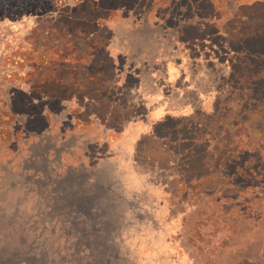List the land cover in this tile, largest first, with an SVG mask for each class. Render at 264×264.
I'll use <instances>...</instances> for the list:
<instances>
[{"label":"rangeland","instance_id":"obj_1","mask_svg":"<svg viewBox=\"0 0 264 264\" xmlns=\"http://www.w3.org/2000/svg\"><path fill=\"white\" fill-rule=\"evenodd\" d=\"M83 1L87 2L53 0L17 11L0 10V103L8 90L30 87L25 76L42 51L55 55L52 49L60 41L54 38L62 33L64 14L71 16L72 25L97 17L100 12L81 6ZM127 2L130 7L102 17L106 34L113 36L114 55L123 58L125 72L139 77L138 93L150 99L152 106L162 95L178 89L192 107L174 110L177 116L227 107L228 134L232 133L225 138L231 140L240 133L247 139L242 159L246 168L235 175L240 190L230 181V186L212 195L196 186L190 192L183 190L176 180L180 172L173 151L168 159L151 158L147 150H139L154 130L148 118L130 117L113 124L98 119L82 129L75 125L78 112L69 108L75 101H67V107L53 112L51 125L39 133L45 144L38 149L51 155L49 171L54 178L28 182L19 162L11 165L9 175L0 173L2 245L36 255L31 256L36 264H77L88 261L91 250L100 263L107 264L110 254L111 264H264V34L245 44H234L228 38L230 43L217 50L201 44L194 59L190 45L178 40L183 22L208 20L191 10L194 0H157L151 13L146 0ZM221 25L210 30L218 28L226 35ZM186 31L188 37L195 29ZM230 46L239 52L233 61ZM247 47L254 57L241 52ZM125 82L121 75L114 85L118 89ZM199 88L203 94L195 92ZM82 156L88 169L72 168L59 178L53 164L63 157L66 164L77 165ZM198 159L194 157L193 162ZM90 176L93 182H88ZM79 200L90 212L81 215L66 207ZM187 226H196L195 234L202 241H215L219 238L215 233L225 231L235 232L234 241L229 244L226 238L228 246L219 243L203 254L189 243ZM80 249L84 251L77 257Z\"/></svg>","mask_w":264,"mask_h":264},{"label":"trees","instance_id":"obj_2","mask_svg":"<svg viewBox=\"0 0 264 264\" xmlns=\"http://www.w3.org/2000/svg\"><path fill=\"white\" fill-rule=\"evenodd\" d=\"M52 1L0 0V10L17 11L36 2L48 3ZM146 1L148 5L146 9L150 8V13L153 12V6L157 0ZM200 1L194 0L191 10L199 17L208 20L206 22L199 20L195 23L183 22L178 29V40L190 45L188 48L193 53H190L192 58L197 57L198 46L201 44L205 48L217 50V46L221 48L225 43H230L228 38L235 42L234 44H245L247 39L263 37L264 1L205 0V3H200ZM83 2H81V6H90L100 12L97 17L92 20H84V23L72 25L71 16L64 14L61 19L63 27H60L62 33L54 38L61 43L52 49L54 52L51 53L55 55H51L48 50L42 51L41 58L34 61L25 76V82L29 83L30 87L28 89L16 87L15 90H8L7 94H3L4 99L0 103L1 176L9 175L11 165L19 162L18 168L21 169V173L26 174L25 179L28 182L32 180L48 181L54 178L53 173L49 171L51 155L47 152L42 153L38 149V145L45 144V141H41L39 133L51 125L53 112H60L67 107V101L71 103L75 101L69 108H75L78 112L75 117V125H80L82 129L84 126L96 124L98 119L108 120L107 122L110 124L115 121L121 123L130 117H143L149 120L150 109L153 107L150 105V99L144 98L138 93L140 91L139 77L131 72H125L123 58L114 55L111 46L113 36L106 34L105 23L102 24V17L104 18L122 7H130L129 2L127 0H87V2ZM231 6L236 8L235 12L232 11ZM248 17H252V19L248 20ZM224 19H232L233 24L222 26L220 22ZM65 21L67 22L65 23ZM213 25H221L226 35L219 33L218 28L211 31L210 27L212 28ZM189 28L195 29V32L187 37L186 30ZM252 29L253 31L249 34ZM32 34L34 35V33ZM217 37L223 40L218 41ZM234 48L231 47L232 61L239 53L236 51V47ZM241 52L249 54L250 57L255 56L251 55L253 52L248 47ZM48 71H53V73ZM121 75H124L126 82L120 84L118 89L126 88L127 92L125 90L118 92L114 85ZM174 93L178 95L180 91L175 89ZM174 93H170V98H173ZM120 95L123 97L121 98ZM240 97L243 99L242 95ZM158 99L156 104L165 99V96L162 95ZM91 105L93 110L89 109ZM229 114L225 105H221L214 113L197 110L192 114L177 116L167 112L162 118L154 121L152 134L147 141L139 144V150L144 149L143 152L147 150L146 153L151 158H165L169 156V152L173 151L177 160V169L180 172V177L176 179L178 186H181L183 190L186 188L187 192L196 186L204 190L206 194L212 195L217 190L219 191V188L226 187L232 182L240 190L241 185L236 183L235 175L238 176L239 172L246 168L242 159L245 153L243 145L247 139L240 133L233 135L234 138L231 140L225 138L232 133L228 134L229 129L227 128ZM233 124L235 127L239 126L237 122ZM82 157L83 159H78L75 162L77 165L73 162L66 164L63 157L57 164H53L55 168H58L59 178H64L72 168L88 169L87 162L84 156ZM194 157H200V159L193 162ZM168 159L170 158L168 157ZM41 163L44 165H39ZM236 172L237 174H235ZM93 181V176L88 177V182ZM228 181H230L229 184ZM206 184H209L210 187H205ZM60 193L61 196L65 194V192ZM66 207L72 209L73 213L81 215H85L91 209L87 208L83 201L68 203ZM192 217H188V219H192ZM196 230V226L188 227L187 239L197 251L203 252V254L212 250L219 243L228 246L226 245L228 239L234 241L235 232L225 231L220 235L216 232L215 235L219 238L223 237L221 241L219 242L218 238L215 241L206 242L200 240L202 237L195 234ZM232 241L229 244H232ZM86 246L90 249L89 243H86ZM83 251L80 249L76 256L79 257ZM31 256L36 257V255H28L22 250L12 251V249L4 247L0 240V264H36ZM88 259V261L81 260L77 264H107V261L103 263L102 260L100 263L92 250ZM111 259L112 255L110 254L108 264H111Z\"/></svg>","mask_w":264,"mask_h":264},{"label":"crops","instance_id":"obj_3","mask_svg":"<svg viewBox=\"0 0 264 264\" xmlns=\"http://www.w3.org/2000/svg\"><path fill=\"white\" fill-rule=\"evenodd\" d=\"M179 82L181 83V81H179ZM189 87H190V85H189ZM173 91L174 90L169 91L166 94L165 99L160 100L158 104L155 103L153 106L154 108L150 109L149 120H148L150 127L152 126V124L154 123L155 120L162 118L167 112L175 114L174 110L180 109V110L186 111L187 108L192 107L191 103H186L189 101L188 99L184 100V96H185L184 93H183V95H181L180 93L178 95L175 94L173 98H170V96H167L170 93H172ZM189 92H191V90ZM195 92L203 94V90L201 88H199Z\"/></svg>","mask_w":264,"mask_h":264}]
</instances>
